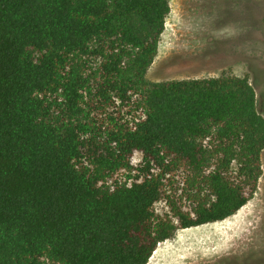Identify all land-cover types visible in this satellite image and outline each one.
Here are the masks:
<instances>
[{
    "label": "trees",
    "instance_id": "trees-1",
    "mask_svg": "<svg viewBox=\"0 0 264 264\" xmlns=\"http://www.w3.org/2000/svg\"><path fill=\"white\" fill-rule=\"evenodd\" d=\"M169 4L0 0V264H146L257 191L249 78L147 79Z\"/></svg>",
    "mask_w": 264,
    "mask_h": 264
},
{
    "label": "rangeland",
    "instance_id": "rangeland-1",
    "mask_svg": "<svg viewBox=\"0 0 264 264\" xmlns=\"http://www.w3.org/2000/svg\"><path fill=\"white\" fill-rule=\"evenodd\" d=\"M150 82L222 76L248 77L264 115V0H169ZM235 215L179 229L158 244L146 264H264V153L262 176ZM157 212L170 210L165 203ZM251 263V262H249ZM252 264V263H251Z\"/></svg>",
    "mask_w": 264,
    "mask_h": 264
}]
</instances>
